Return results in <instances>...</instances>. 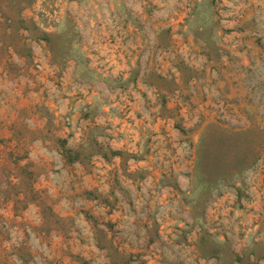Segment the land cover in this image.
<instances>
[{
    "label": "rangeland",
    "instance_id": "rangeland-1",
    "mask_svg": "<svg viewBox=\"0 0 264 264\" xmlns=\"http://www.w3.org/2000/svg\"><path fill=\"white\" fill-rule=\"evenodd\" d=\"M0 264H264V0H0Z\"/></svg>",
    "mask_w": 264,
    "mask_h": 264
}]
</instances>
